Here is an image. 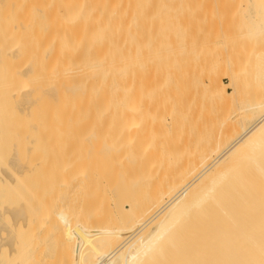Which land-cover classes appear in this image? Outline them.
Here are the masks:
<instances>
[{
	"label": "bare ground",
	"instance_id": "bare-ground-1",
	"mask_svg": "<svg viewBox=\"0 0 264 264\" xmlns=\"http://www.w3.org/2000/svg\"><path fill=\"white\" fill-rule=\"evenodd\" d=\"M5 1L9 3V1ZM24 1H26V4H29L28 1L30 2V0ZM32 1L35 0H31V2ZM72 1L76 0H63V3L67 5H63L62 2L59 1L63 5L61 8V4L59 5L58 2L57 5H59V8H63V10H67L66 12H68L66 15H64V11L59 12L64 15L63 18L68 19V17L72 16L74 14L73 12H75V10L72 11L73 8L75 9L77 6V8L79 7L81 9L85 3L80 0V3H84L79 6L76 2L71 4ZM86 1L89 2L90 0ZM100 1L103 3L102 8L100 3L93 4L97 2L96 0H93L91 4L94 6L100 5V10L103 9V7L108 9L109 12L107 15L105 14L107 18H104L105 16L102 12L100 14H102L103 17L99 14V19L97 17V20L96 16L100 11L95 13L96 10L94 9L98 7L93 8L94 6L90 3H88V6L86 4V7H83L85 9L82 10L85 11L87 7H91L93 12L90 11L95 14L94 18L96 19L95 21L93 17L91 18V16H93L91 13V22L92 19L93 22L102 21L103 25L105 23V27L107 26L111 29L107 30L106 27V29L103 30L105 27H101L102 23L97 22V24H101L99 33L101 32V34H103L104 31V36L107 31L112 33V30H120L121 24L119 23H121L122 20L124 21V18L122 15V17L120 16L118 10L120 6L123 7V5L131 7L134 0H99V2ZM6 2L4 4H6ZM41 2L43 1L41 0ZM41 2L39 4H41ZM242 2L245 4V9L243 11L247 22L246 24L248 25V30L245 35L255 40L258 38L264 40V0H242ZM22 3L24 5V2ZM45 3H50V1L47 0ZM51 3H53V5L55 4L54 1ZM77 3L80 4L79 2ZM135 3L136 2H134V4ZM20 4L17 3L14 7ZM7 5L8 4L4 7H9V5ZM57 5L55 4L54 6ZM42 6L44 5L42 4ZM54 6H52L50 10H53ZM35 7L37 8V6ZM18 8H20V6ZM40 8L38 7V9ZM43 9L45 12L44 15H46L48 10H45V8ZM54 9L56 10V8ZM128 9L126 12L129 15ZM14 10L15 9H13V11ZM82 10L79 11L80 13L77 11L76 14H84L85 16L88 13V9L84 13ZM5 11L7 10H4V12ZM17 11L18 10L14 13ZM9 12L11 13V11ZM9 12L7 11V13ZM56 12H58V10ZM69 12L72 15H70ZM123 12L126 13L124 9ZM57 16L58 15H56V17ZM80 16H74L78 19L72 16L74 19L73 21L75 22V20H77L79 24L72 22V17H70L69 21L81 27L80 23L84 22L86 16L83 20L80 19ZM103 18L105 20H103ZM90 19L89 17L87 18L89 22ZM120 19L121 22H119ZM95 22L92 24V27L94 25L96 28L97 24L95 25ZM126 22H124V24ZM85 23L86 25L88 24L87 21H85ZM61 25H63V22ZM61 25L58 26L61 27ZM74 25L72 26L74 27ZM23 26H26L25 22ZM64 27L66 28L64 29L65 32V30L71 26L68 28L67 26ZM78 27L75 28L78 29ZM72 29L71 27L68 30L72 32ZM80 29L81 28H79V30ZM101 29L103 31H101ZM118 30L116 34H109L119 36L113 41L111 39L108 40L106 35L102 38L100 34L98 37L99 39L100 37L101 40L104 38L107 39L103 41L99 40L103 43V45H101L102 47H98L100 43L96 45V41L93 42L91 47L90 44L92 42L90 44L87 43L82 36H85L86 32L79 34L84 38L81 39V41L89 45L85 44L87 50L84 52H86L87 55L82 53V56L85 55V58L81 56V53L78 54L80 47L83 48L84 46L79 47V45H81L80 38H78L79 42H77V38L75 37L77 32H74L75 34L71 33L74 37H72L73 39L71 38L73 41L71 39H69V41L71 40L74 43L77 42L75 47L76 45L78 47L77 50H73L71 47V51H78L77 54L74 52V55L76 54L75 56L79 55L82 57L79 61L77 60L79 63H76L77 65L71 64V62L73 63L75 60H72L75 56L73 55L72 57L68 55V58L70 57L72 61L68 60L71 61L70 66L66 67L68 62L65 63L66 60H62L63 58L61 55L67 50L62 51L61 54V51L58 52L60 50L59 48L57 51L58 54L55 55L58 56L61 54V58L59 59L67 65L65 66L63 63L62 65L65 67L60 65L61 68H58L59 65L57 66V64L59 63L55 60L54 63L57 67L52 66L51 68L53 70V67H56L54 71L49 68L48 70L44 69L45 72L36 71L37 73H34V78L30 80L32 85H26V82L25 84H16V82L22 80V78L32 77L34 75H31L33 71L30 70V68L29 70L31 73L25 69L19 71V69L16 68L18 69V71H16L15 68H11L16 72L10 70V73H12L8 75L7 96L10 100L18 104L20 116L27 118L31 115V108L28 105V101L30 97H34L33 94H37L36 91L38 94L41 93V95H39L46 98V100L53 99L54 96L58 97L61 106H66L67 109H72L73 103L74 108L72 110L75 113L72 116L75 117H72V119L70 117L71 120L69 121H72V123L70 124L66 121V124L68 123V127L72 125L70 131L74 129L78 135L75 134L76 132H73L75 136L72 133L74 139L72 138L73 141H71V143L69 140L61 138V140L63 139L66 142L62 140L63 143L60 142L59 146L60 144L67 143L66 146H69L70 150H73L74 148L71 149V147L74 143L73 146L81 145L82 147L84 145V148H82L85 150V146L87 148L90 145L87 151H89V153L93 151L96 154L100 151L99 156L97 154L100 160L97 159V156L95 160H99L100 162L102 160L103 164H101L102 168L100 167L101 169L99 172L97 170L92 173L91 169L88 167L90 172H83V174L80 169L74 172L75 169L77 170L78 165L77 167L73 165L74 168H72L70 164L71 161L69 162L63 157L64 161L61 162L60 160V162L65 163L67 161L69 162L67 165H65V163L62 167L61 163V165L55 163L58 165L60 171L62 169V175L60 174V176L56 178V174H50L54 177L56 175V180L53 176L51 178L55 181L49 179L50 182L45 181V183H41L40 181V183H31L30 187L36 188V192L32 189L34 192L33 197L25 199L23 196L22 199H20L12 196L6 200L3 198L0 200V223L3 218H9L11 220L10 228L12 227L13 229L23 231L26 230L28 233L32 234V236H35V244H38L41 250L54 251V254L50 253L48 257H53L54 255V257L59 259L58 264H61L60 258L63 255L62 252L66 249L63 244H70L74 241L73 239H69L68 235L70 233L67 232L68 229L74 227H84L83 236L80 241L82 243V254L80 260L76 264H264V100L255 99L252 103L250 102L247 104L251 120H249L247 124H245L246 122H241L239 128L235 132L232 129V124L228 122H224L222 129L219 131H214L210 123V125L205 124V126H199L201 128L199 130H193L192 136H189V133H183L187 121H185L184 111H179L177 108L178 105L195 101V99H201L199 103L202 104L201 107L204 109V116L212 115V107L216 102L227 103L230 99V94L226 89L230 87L232 83L231 75L226 74L229 84L224 85L220 80H217L216 73L202 72L200 74H205L207 76V84L206 86H201L203 83L197 81L199 75L197 78L193 75L194 79L193 77L192 79L194 81H190L187 79L190 76H184L186 73L182 71V69L168 68L165 71L155 72L151 69V64L153 62L151 52L155 49L153 45L156 41L159 44L162 43V38L156 39L153 43L151 35L155 33H152L153 30H151L152 32H150L149 35L151 42L132 49H125L124 43L122 44L118 39L121 38L122 34L121 31L118 32ZM67 32L70 34V31ZM48 34H50V32H48L46 36ZM71 34L66 40L71 37ZM155 36L156 35H154V37ZM74 38H76V42ZM98 38L94 37L92 40L98 41ZM58 39L56 40L58 41ZM0 40L2 42H0V56L2 57L0 60L3 61L1 62L3 65L5 63L4 60H9L13 63V60L17 59L15 54H19L18 50L23 49L18 45L16 46V44H14V46L11 44L10 46L12 47H8V38L2 37ZM4 41L6 45L3 44ZM50 42V44H53V47L55 42ZM2 44L7 47H2ZM70 44L71 42H69V45ZM69 45L67 44V46ZM93 45L96 47H93ZM166 46H168L167 50L171 55V58L168 57L169 63L175 67L174 61L181 60L180 57H175V53L182 50L183 47L178 45L175 41L171 44L167 43ZM53 48H55V46ZM90 48L94 50H89ZM71 51L68 54L71 53L72 55L73 53ZM89 51L96 53V55L94 53L93 58L100 52L98 56L102 54V57H99L101 60L97 58L98 61L93 63L94 59L92 60V56L91 59L90 56H88L91 54L88 53ZM54 52L53 49L51 55H53ZM86 56L89 59H87ZM32 58L34 59V57ZM77 58L78 57H76V59ZM86 59L89 61L92 60V64H90L91 62L88 64L89 61L87 62ZM80 60L85 63H80ZM31 61L33 62V60ZM35 61L34 63H36ZM32 62H30V64ZM34 63L32 64L34 65ZM24 64L28 66L27 61ZM29 66L32 67V65ZM6 67L7 66H5V69ZM20 67L25 68L24 65ZM47 67L49 66L47 65ZM130 68H133L132 72L134 75V82L132 84H130V73L128 71ZM38 70L40 69L38 68ZM4 80L6 81V79ZM36 82L37 85L34 86ZM193 83H196L194 88L188 87ZM140 87L145 89V91H143L142 95L138 98ZM190 88L193 89V91H190ZM132 95H136V102L134 105L129 103ZM37 96L38 95H36V97ZM64 103H67V105ZM26 109H28V112L25 113L24 110ZM165 112V118L164 116L162 118ZM143 115L146 120L144 118L138 119L139 116ZM129 118H131V120H129L131 123H127L129 122ZM24 126H26V124ZM30 127V129L35 130L39 126L31 125ZM84 128H90V130L88 129L86 133L82 130ZM81 130L82 132H80ZM140 131L144 132L145 136L148 138V143L144 144V151L142 153L136 152L134 149L136 147L135 142L140 140L141 136L137 135L136 138L134 137V144L131 143L129 139L127 140L129 134ZM27 132V134L31 133V131ZM83 132H85V134ZM260 137L263 138L262 142L255 146L256 139ZM27 138L31 139L33 137L28 135ZM45 138L46 137L41 140L44 141V144L45 140L49 137ZM189 138H192V141L188 140ZM3 141L4 140L0 137V143ZM47 141H50V138ZM67 141L70 145H68ZM30 142L33 143L32 141ZM47 143L51 145V143L46 142V144ZM56 145H58V143ZM95 146L96 148H94ZM44 147L48 146L44 145ZM81 147L77 149L79 150ZM91 147L93 150H90ZM161 147L162 149H160ZM181 148L184 150L189 148L190 150L182 156L176 157L177 154L181 153V151H179ZM53 149L54 147L51 150ZM56 149L55 147V150ZM95 149L97 150L94 151ZM49 152L48 154H50ZM54 152L56 153V151ZM60 152L58 154H60ZM73 152H76L75 149ZM45 154H47V152H45ZM76 154H73L71 157H75ZM100 154H102V159L100 158ZM39 158L37 160H40ZM72 158L70 159L72 160ZM77 158L80 160L82 156L80 155V157ZM92 158L94 159V157ZM14 159L13 156L11 162ZM73 159V162L77 161L76 158ZM56 160H58V158ZM49 161L48 159V164ZM50 162L52 163V160ZM73 162L72 164L75 163ZM77 162L79 163V161ZM240 162L246 163L245 165H235ZM6 163L9 164L10 162L8 163L7 161ZM247 163L251 165V167H246ZM46 165L44 164V166ZM56 165H53V170L49 171V173H54ZM241 166H245L248 169L247 177H243L235 172V168L237 167L239 169ZM13 170L12 172H14ZM8 172L10 171H6L5 168L0 169V182H6L12 179L10 178L11 176L14 177L13 174H10V176ZM15 173L18 174L17 171L14 172V174ZM10 184H13V182H10ZM53 189L55 190L53 191ZM55 191H57L58 194L62 193L66 197L63 195L60 196L61 194L56 195ZM50 192L51 194L52 192L55 194L52 196V199L50 197ZM29 194H32V192ZM56 196H60L61 198V200L59 198L58 204L64 197L66 199H64L65 202L62 201L61 204L58 205L59 207H56V204L54 208L53 205H55ZM78 196L79 198H77ZM76 199L81 200L80 204L77 203L78 201ZM55 209L57 210L56 212ZM12 236L13 233H10V236H8L10 248L11 245L14 246V244H16V240L13 239L15 236ZM243 236L245 238H242ZM13 241H15V243H13ZM49 243H52V245L54 244V246H51V244L49 245ZM12 249L11 250L14 252L13 247ZM14 264L31 263L21 262Z\"/></svg>",
	"mask_w": 264,
	"mask_h": 264
},
{
	"label": "rangeland",
	"instance_id": "rangeland-1",
	"mask_svg": "<svg viewBox=\"0 0 264 264\" xmlns=\"http://www.w3.org/2000/svg\"><path fill=\"white\" fill-rule=\"evenodd\" d=\"M7 1H9V3L6 2L5 0H1V2H0V38L5 37L6 39L7 38L9 39L10 43L7 42L8 47H12V46H14V44H16V46L18 45L23 50L20 49L22 51V54H21L20 50H18L19 54H17V53L15 54V57L17 58V59L13 60L15 62V64H14V62L11 63L12 61L4 60L5 63H8V62L9 63L8 64L4 63V65H3V63H2L3 61L0 60V137L4 140L2 143H0V145L2 144L0 146V169L5 168L6 171L7 170L10 171V172H8L9 175L13 174V176H14V177H12L10 175L11 176L10 178H12L13 180L9 179L10 181L8 180L6 182H4V181L0 182V200L2 198L5 200L9 199L12 196L13 197L15 196L14 198H20V199H22V197L24 196L23 198L29 199V198L33 197L34 192H36L35 187H33V188L30 187L31 183H38V182L40 183V181H41V183L42 182L45 183V181L50 182L49 179L51 181H55L56 178H58L60 176V174L62 175V169L60 171L58 169V165H56L55 163L60 164L61 162L64 161V158L69 162L71 161L70 164H71L72 168H74L75 166L77 167V165H78L77 170L75 169L74 172H76V171H78V169H80V170H82V172L81 171H79V172L88 173V171H89L88 167L91 169L92 173L96 172L97 170L99 172V170L102 168L101 164H103L102 160L100 162L99 161L100 159L98 157L99 153H100L99 150L101 148L99 146H97L100 148L98 150L99 153H97L98 156L93 151H90V152L91 153L93 152L94 154L93 153L91 154V153H89V151H87V150H89L90 145L87 148L85 146V150H84L83 149L84 145L82 146L83 147L82 148L81 145L77 146L75 144L77 146L76 147V146H73L74 143L72 142L73 144H72L71 149L74 148L76 152H73L74 149L70 150L69 146H66L67 143L66 144H60V146L62 145L61 147L64 148L65 150L62 149L59 146V143L60 142L63 143V141L66 142L65 140H69V142L71 143V141H73V139H74L73 138V134H74L73 132H76V130H74V129L72 131H70L72 125H69V127H68L67 126L68 123L66 124V121H68L70 124L72 123V121L70 122L69 120L72 119V117H73L72 115H74V113H75L72 110L74 108L73 103H72V109H67L66 106H64V107L61 106V103H60V100H58V97L54 96L53 97L54 100L53 99H50V100L47 99L46 100V98H43L42 96H40L41 93H39L40 94L39 95L38 92L36 91V93H37L36 95H38V96L36 97V95L33 94V96L36 98L30 97L29 101H28V103H29L28 105L31 108L30 109L31 115L27 118H24V117L20 116V114H19L20 108L18 107V104L15 103V101L10 100V98L7 96V93H8V91H7L8 90L7 89V79L9 77L8 75L11 74L12 72L18 71V69H19V71L20 70L23 71V69L28 70V71L32 70L33 73H31V71H30L31 75H33L34 73L36 74L37 73L36 71L45 72V70H48V68L51 69L52 66H56V64L54 63L55 60L57 63H59V64H57V66L59 65L58 68H61L60 65H62L64 63V62H62V60H66L65 63L68 62V65L64 63L65 66L67 65L66 67H69L70 62L74 59H75L74 60L75 62L73 61V63L71 62V64L77 65L79 63V62H77V60L79 61L80 58L81 59H82V57L85 58V55H87L86 52H84L87 50L86 49L87 46L85 44H87V43L90 44L92 42L90 44V46H91L93 44V42L96 41L95 44L97 45L100 43V45H98V47H100L101 45H103V43L100 41L107 40V39L108 40L111 39L113 41L119 36L109 35L111 32L107 31L105 34L107 39L104 38L103 40H101V37H100V39L98 38L101 34V32L99 33L100 25H101V24L99 25V23H102V21H97V22H99L98 24L95 21H96L97 17L99 19L98 15L100 13L103 12V14L105 16L104 18H107L106 15L109 12L108 9H106L105 7H103V9H101V10L99 9L100 5H101V8L103 6L102 1L99 2V0H96L97 2H95V3H93V0H90L89 2L86 0H82L85 3L84 2L80 3V0H76V1H72V3H71V4H73V2H76V4L79 6L84 3L83 6L81 7V9L78 7L79 11H81L82 9H85L83 7H86L85 6L86 4L88 6V3H90V4L91 3H93V4H96V3L99 4L100 3V5H98V6L97 5L94 6L93 4H91L94 6L93 8L98 7L97 9H94V10H96L95 13L100 11L97 13L96 19L94 18L95 14L92 13L93 11L91 10L92 9L91 7L90 8L87 7L88 13L86 12L87 14L85 15L86 17L88 16L90 19L91 13L93 14V16H91V18L93 17V19L95 20L94 21L95 25L97 24L96 28L94 25L92 27V24L94 23L93 19H92V22L90 19V22H91V26H90V22H89V20H87L88 17L86 18L84 16V14H80L83 17H81L79 15L80 12L78 11L77 6H76L77 9L76 8L72 9V11L75 10V12H73L74 14L72 13V11H71V13L73 15L70 14V12H69V14L72 15L73 17L74 16L75 17L80 16V19H82V20L84 17L86 18V19L84 18V22L82 21L83 23H80L81 27L79 25H78L79 27L76 26V24L78 22H77V20H75V22H74L73 21L74 19L72 16H70V17H72V22L76 23L75 25H74V23L69 21L70 17H68V19L63 18L64 15H66V13L68 14V12H66L67 10H63V8L60 9L61 7H63L64 4L67 3L66 1H64L66 3H63V0H49L50 3H47L48 6L45 3V2H47V0H42L43 2H41V0H38V2H37V0L32 1V2H31V0H30V2L27 0L29 4H26V1H24V0H22V1L20 0L21 2L18 0H16L17 2L15 0H7ZM52 1H54V3L56 5L58 4L59 1H61L63 5L61 4V2H59V5L61 4L60 8H59V5L54 6L55 4L53 5V3H51ZM5 2H6V4L9 5V7H7V8L4 7V6H6V4H4ZM22 2H24V5ZM40 2H41V4H39ZM69 2H71V1H69ZM77 2H79L80 4H78ZM134 2H136V3L134 4ZM17 3H19V4L21 3V4L16 6L17 7L16 8L14 6ZM36 3H37V5H36ZM2 4H3V6H2ZM42 4L44 6H42ZM76 4H74V5H76ZM33 5L37 6V8ZM74 5H73V7H74ZM19 6H20V8H18ZM23 6H24V8H23ZM52 6H54V8H56V10L54 8H53V10H50V9H52L51 8ZM38 7L39 8L41 7V8L38 9ZM57 7H58V9H57ZM121 7L122 6H120L118 12H119L120 16L121 15L123 16L124 21L122 20V22H121V19H122L121 18L122 16H121L120 17L121 19L119 21L121 23H119V24H121L122 29H121V26L118 25V26H120V28H119L120 30H118V29L117 30H118V32L121 31V33H122L121 38H118V39L122 42V44L124 43L123 45H125L124 46L125 49L126 48L132 49V48L138 47L139 45H142L145 43L148 44L149 42H151L149 39L150 32H152L151 30H153L152 33H155V34L151 35V38H152L151 40L153 43L156 39L158 40V39L162 38V43L159 44L156 41L155 42L156 45L155 44L153 45V47L155 49L153 52H151V55L153 56V62L151 64V69H153L155 72L165 71L168 68L169 69H171V68L182 69V71H184L186 74H188V75L185 74L184 76H186V77L190 76L189 78H187L190 81H194L193 80L194 77L197 78V76L199 75V78L197 79V81H199L200 83H203V85H201V86H206V84H207V76L205 74L204 75L200 74L202 72H204V73H207V72L216 73L217 80H220V82L223 83L224 85L229 84V80L227 79L226 74L231 75L232 83H231L230 87H228L226 89V91L230 94V99L227 103L216 102L212 107V111H213V112H211L212 115L204 116V109H202V107H201L202 104L199 103V101H201V99L200 100L195 99V101L185 102V104H183V105L182 104L178 105L177 108L179 109V111L180 110L184 111V115L186 118L185 121H187V124L185 125V129H184L183 133H186V134L189 133V136H192L193 130H195V129L199 130L201 128L199 126H202V125L205 126V124L210 125V123H211V125H212L211 127L213 128L214 131H219L220 129H222V125H224V122L225 123L228 122V123L232 124V129L235 132L239 128V124H241V122H246L245 124H247V122L249 120H251V116L249 115V108L247 107V104H249L250 102L252 103L253 101H255V99L264 100L263 99L264 98V40L261 38H258L255 40V39L245 35L247 30H248V25L246 24L247 22L245 20V14L243 11L245 9V4L242 2V0H134L131 7L130 6L128 7L126 5H123L122 8ZM12 8L15 10L13 11ZM35 8L39 11H37ZM43 8H45V10H48V13H46V15H44L45 12H44ZM128 8H131V9H128ZM87 9L85 11H87ZM123 9L125 12L128 9L130 16L127 14V12L124 13ZM4 10H7L8 12L11 11L12 14L10 12L7 13V11L4 12ZM16 10H18V11L16 13H14ZM57 10H58V12H56ZM77 11L79 12L78 14H76ZM82 11H83V13L85 12L84 10H82ZM59 12H63L64 15H62V13H59ZM120 12H122L128 16H125L124 14H122ZM55 14L58 16L56 17ZM100 16L103 17L102 14H100ZM104 18H103V20H105ZM58 19H60V20H58ZM75 19H78V18H75ZM125 19H127V20H125ZM58 21H59V23H58ZM68 21H69V23L70 22L71 23L69 24ZM85 21H87V23L88 22L89 23L86 25ZM126 21H128V22H126ZM24 22H25L26 26H23ZM62 22H63L64 26H67V28L69 26H71L73 28L72 32H71V30H68L71 27H69L64 32V29H66V28L63 25H61ZM124 22H126V23L124 24ZM27 24H29V25H27ZM58 25H61V27ZM72 25H74V27ZM104 25H105V23H104ZM104 25L102 23L101 27H103ZM75 27L76 28L78 27V29H76ZM106 27L103 28V30L106 29ZM114 27H110V28H114ZM61 28H63V29H61ZM79 28H81V29L79 30ZM82 29H83V31H82ZM108 29L109 28L107 27V30ZM74 30H76V31H74ZM103 30L101 29V31H103ZM109 30H111V29H109ZM67 31H70V34L77 32V34H75V33L74 34H75V37L77 38V42H79L78 38H80V44L81 45H79V47L84 46L83 48L80 47V49L78 50L79 51L78 54L81 53V56H82V53H85L84 56H82V57H80L79 55L75 56L78 51H74L76 53L75 55H74V52L71 51V47L73 48V50L74 49L77 50L78 47H77V45H76L77 48L75 47V44H77V42L75 40L76 38H74V41L76 43L72 42L73 41L72 37H74V35L71 34V37L68 38V40H66L67 37L70 36L69 32H67ZM116 31L112 30L111 34H116ZM46 32L47 33L50 32V34H48L46 36V34H47ZM63 32H64V34H63ZM82 32L83 33L86 32L85 33L86 35L85 36L82 35V36L85 38L84 41H86L87 43L86 42L83 43V41H81V39H84L83 37H81V35H79V34H82ZM95 33H97L98 35ZM104 33L105 32L103 31V34ZM103 34H101L102 38L105 36V35L103 36ZM57 35H58V37H57ZM118 35H120V34H118ZM154 35H156V36L154 37ZM64 36H66V37H64ZM86 36H87V38H86ZM93 36L95 38H98V41L97 40L93 41L92 40V39H94ZM50 37H52V38H50ZM60 37H64V38H60ZM146 37L148 38V40ZM49 38H50V40H49ZM54 38H55V40H54ZM56 39H58V41ZM69 39H71L72 41L71 40L69 41ZM61 40H62V42L64 40V42L62 43ZM50 41H52V43L55 42L54 46L56 49L53 48L54 46L52 47L53 44H50L51 43ZM65 41L68 45H69V42H71V44L69 45L70 48H69V46H67ZM174 41L176 43H178V45L183 47L182 50L175 53V57L181 58V60L174 61L175 65H176L175 67H174V65L172 66V64L169 63V58H171V55H170V52H168V50H167L168 46H166L167 43L171 44ZM0 42H1V40H0ZM4 42H3V44L6 45V42L5 43ZM11 44H12V46H10ZM5 45H3L2 47H4ZM7 46H5V47H7ZM48 46H50L51 48L54 49L55 52L53 53V55H51V52L53 49H51ZM85 46H86V48H85ZM107 46H108V44H107ZM93 47H96V46L93 45ZM98 47H97V49L99 51ZM13 48H17V47H13ZM59 48H60V50L58 51ZM17 49H19V48H17ZM65 50H67L66 51L67 53L64 52V54H62V51H65ZM68 50H70L73 54L72 55H71V53L68 54L70 52ZM89 50L93 51L94 49L90 48ZM57 51L58 52L61 51L62 55L59 54L58 56H56L58 54ZM101 52L103 53L102 49H101ZM88 53L93 54V55H91V54L88 55V56H90V59H91V56H92V60L94 59L93 63L98 61L97 58L99 59V57H102V54H101V56L100 55L98 56V54L100 52L97 54V56H95L96 59L93 58L95 52L92 53L89 51ZM20 54H21V56H20ZM47 55H48V57H47ZM60 55L63 58L62 60L59 59V58H61ZM68 55L72 56V57L74 55L75 57H73V59L71 60L70 57L68 58ZM95 55H96V53H95ZM18 56H20V57H18ZM29 56L34 57V59L32 57L30 58ZM49 56H50V59H49ZM53 56H56V57H53ZM36 57H37V59H36ZM76 57H78V58L76 59ZM1 58L2 57L0 56V59ZM86 58H87V56H86ZM21 59H22V61L26 60L28 62V64H27L28 66H26L24 64V63H26V61L22 62ZM30 59L33 60V62ZM57 59H58V61H57ZM87 59H89V58H87ZM16 60H17V62H16ZM28 60H30V61H28ZM37 60H39V61H37ZM68 60H71V61H68ZM99 60H101V59H99ZM34 61L36 63H34ZM88 61L89 60H87V62ZM91 61H89L88 64ZM30 62L34 63V65L32 63L30 64ZM60 62H61V64H60ZM81 62L82 61L80 60V63ZM83 63H85V62H82V64ZM90 64H92V62ZM23 65H24V67L26 66L27 68L26 67L25 68L20 67ZM29 65H32V67ZM47 65L49 67H47ZM5 66H7L6 69H5ZM65 66H63V67H65ZM11 68H15L16 71H14ZM16 68H18V69H16ZM29 68H30V70H29ZM38 68L40 70H38ZM55 68L53 67V70L52 69L51 70L54 71ZM10 70L12 71L11 73H10ZM56 70H58V69H56ZM128 71L130 73V84H132L134 82V75L132 72L133 68H130ZM35 74L32 77L22 78V80L17 81L16 84H18V83H24L25 84V82H26V85H29V84L32 85L30 80H32L34 78ZM193 75H195V76L193 77ZM192 77H193V79H192ZM4 79H6V81ZM36 85H37V82L34 84V86H36ZM195 86H196V83H193V84H190L188 87L194 88ZM143 91H145V89L140 87L138 98L140 97V95H142ZM190 91H193V89L190 88ZM135 102H136V95H132V97L129 100V103L131 105H134ZM64 104L67 105V103H64ZM28 107H26V108H28ZM24 112L25 113L28 112V109L24 110ZM165 115H166V112L163 113L162 118H163V116L165 118ZM70 117H71V119H70ZM143 118L145 119L144 115L138 117V119H143ZM129 120H131V118H129L128 121ZM127 123H131V122L129 121ZM25 124H26V126H24ZM31 125L32 126L38 125L39 127L35 130H32V129H30ZM84 129H82V130L85 132L86 131L88 132V129L90 130V128H88V129L84 128ZM82 130L80 132H82ZM27 131H29V132L31 131V133L27 134L28 133ZM91 131H93V130H91ZM85 132H83V133L85 134ZM75 134L78 135L77 132ZM75 134H74V136H75ZM28 135L32 136L34 139L33 138H31V139L27 138ZM38 135H40V136H38ZM71 135H72V137H71ZM80 135H81V133H80ZM137 135L141 136V139L135 142L136 147L134 149L136 152L142 153L144 151V149H143L144 144L148 143V138L145 136L144 132L140 131V132H136V133H131L127 136V140L129 139V141L134 144L133 141ZM162 136H163V134H162ZM39 137H42V138H39ZM44 137H46V138L49 137L50 141H47L49 138H47V139L45 138L46 140L44 139L45 140V144H44V141H41V140H43ZM61 138H65V140L62 139L63 140L62 141ZM29 140L32 141L33 143H31ZM188 140L192 141V138H189ZM262 140H263V138H261V137L257 138L255 141V143H256L255 146L260 144L262 142ZM46 142L51 143V145H48V143L46 144ZM69 142H68V145H70ZM35 143H37L38 145ZM57 143H58V145H56ZM139 143H140V145H139ZM42 144H43V147H42ZM44 145L45 146L47 145L48 147H44ZM51 146H52V148L54 147L53 150H51L52 149ZM55 147L57 148L56 150H55ZM78 147H81L82 149L80 148L78 150L77 149ZM94 148H96V146ZM189 148H187L186 150L181 148V150H179V151H181V153L177 154L176 157H180L184 153L188 152L190 150ZM30 149H31V151H30ZM97 149H95L94 151H96ZM160 149H162V147ZM45 150H47V151H45ZM90 150H93L92 147ZM54 151H56V153ZM58 151L59 152L61 151L60 154H58L59 153ZM85 151H87V152H85ZM45 152H47V154L49 152L50 153V154H48L49 156L47 154H45ZM42 153H44V154H42ZM76 153H78V154H76ZM63 154H64V156H63ZM73 154H76V156L73 158H76V160L79 161L80 165L77 161H74L75 163L72 161V160H74L71 157ZM79 154L82 156V158H80V160H79V158H77V157H80ZM86 154H87V157L89 156L88 158L86 157ZM58 155H59V157H58ZM91 155H93V156H91ZM100 155H101L100 158L102 159V154H100ZM9 156L12 158H10ZM13 156L15 159L12 161L13 162L12 163L11 160L13 159ZM51 156H52V158H51ZM56 156H57L59 161L56 160L57 159ZM96 156H97V159H99V160H95ZM39 157H41L42 159ZM92 157H94V159ZM38 158L40 160H37ZM47 158L50 161L52 160V163L49 161V164H48ZM70 158H72V160ZM43 159H44V161H43ZM60 160H61V162H60ZM86 160H88V161H86ZM7 161H8V163L10 162L12 164H10V163L7 164L6 163ZM29 161H31V162H29ZM67 161L65 162L66 164L61 163L62 167L64 166L63 164L67 165L69 163ZM72 162L74 164H72ZM35 163H37V164H35ZM46 163H47V165H46ZM76 163H78V164H76ZM245 163L240 162V163H237L235 165H242V164L245 165ZM40 164H42L43 168H45V169H43L42 165H40ZM44 164L46 166H49V167L44 166ZM7 165H8V167H7ZM53 165H56L55 167L57 170L54 168V173L53 172L49 173V171L53 170V167H54ZM73 165H74V167H73ZM249 166L251 167V165H249L247 163L246 167H249ZM22 167H23V169H22ZM246 167L241 166L239 169L236 167L235 172L237 174L243 176V177H247L248 176V173H247L248 169ZM9 168L12 170L14 169L13 171L14 172L17 171L18 174H16V173L14 174V172H12V170H10ZM42 169L44 172L45 171L46 172L44 173L42 171ZM55 170H56V172H55ZM46 173H48V174H46ZM22 174H23V176H22ZM50 174H53V175L56 174L57 177L55 175V177H56L55 178L53 175H50ZM49 176H50V178H49ZM52 176L55 178V180L51 179ZM15 177H17V178H15ZM46 177H48V178H46ZM10 182H13V184H10ZM27 184H29V185H27ZM32 189L34 190V192ZM54 190L55 189H53V191ZM57 191H55L56 195L58 194ZM30 192H32V194H29ZM53 193L54 192H52V194H51V192H50L51 199H52V196L55 195ZM30 195H32V196H30ZM58 195L62 196L63 194L59 193ZM60 196L59 197L56 196V198H58V199L55 198L56 202H55V205H53L54 208H55L56 204H57L56 207H59L58 205L61 204L62 201L65 202L64 199H66L65 198L66 196L63 195V196H65L64 198L62 197L63 200L60 201L59 204L57 203L59 201ZM77 198H79V196ZM60 200H61V198H60ZM76 200L78 201L77 203L80 204L81 200H79V199H76ZM56 211L57 210L55 209V212ZM3 219L0 223V264H14V263H21V262H26V263H31V264H58L59 259L54 257V255H53L54 258L48 257L50 253L54 254V251H48V250L43 251V250H41L40 247H38L39 245L35 244V241H34L35 236H32V234L28 233L26 230L23 231V230L17 229L18 230L17 231L16 229H13L12 227L10 228L11 220L9 218L6 219V217ZM11 230H12V232H11ZM67 232L70 233L68 235L69 239H71V240L73 239L74 241L71 242L70 244H67V243L63 244L66 249L63 250V252H62L63 255L60 258V260H61L60 263L61 264H76L80 260L81 254H82V243L80 241H81L82 236H83L84 227H81V228L80 227H74V228L68 229ZM10 233H13L12 237L15 236L13 239L16 240V244H14V246L11 245V248L9 246L10 244H8L9 243L8 236H10ZM244 236L242 238H245ZM13 243H15V241H13ZM50 244H51V246H54V244L52 245V243H49V245ZM12 247L14 248V252L12 251L13 250ZM26 248H28V249H26Z\"/></svg>",
	"mask_w": 264,
	"mask_h": 264
}]
</instances>
